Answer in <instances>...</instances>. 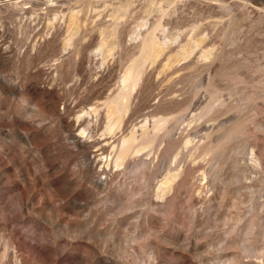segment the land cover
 Masks as SVG:
<instances>
[{
	"label": "rangeland",
	"instance_id": "1",
	"mask_svg": "<svg viewBox=\"0 0 264 264\" xmlns=\"http://www.w3.org/2000/svg\"><path fill=\"white\" fill-rule=\"evenodd\" d=\"M0 264H264V0H0Z\"/></svg>",
	"mask_w": 264,
	"mask_h": 264
}]
</instances>
